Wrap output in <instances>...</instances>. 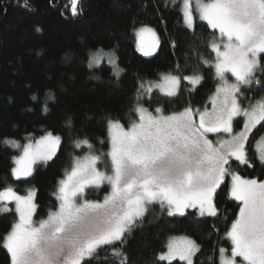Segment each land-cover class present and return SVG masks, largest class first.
I'll return each mask as SVG.
<instances>
[{"label": "snow or ice", "instance_id": "6c2138e0", "mask_svg": "<svg viewBox=\"0 0 264 264\" xmlns=\"http://www.w3.org/2000/svg\"><path fill=\"white\" fill-rule=\"evenodd\" d=\"M181 3L187 28L195 31V12L214 30L209 41L214 62L203 61L214 68L218 80L211 109L187 106L168 114L161 107L149 111L140 100L151 94L153 86L146 87L141 82L133 109L138 119L127 127L119 120L106 121L109 150L99 154L90 151L74 159L67 178L59 182V207L46 219H33L36 205L32 190L26 195H19L11 186L0 191V211H10L7 204L14 202L18 215L3 238L11 264H84L106 247L114 257L122 258L120 264H127V256L116 245L125 243L149 205L159 204L169 216H183L185 209L191 208L197 209L201 217H215L218 210L214 197L229 177L230 196L239 202V211L226 234L231 242L230 254L228 249L220 248V264H264V180L244 178L230 166L232 160L251 166L246 144L252 131L264 122V97L249 101L247 106L241 99L245 90L260 85L257 73L264 74V0ZM72 4L76 15L77 0ZM136 36L138 50L151 56L158 45L155 31L144 26ZM146 36L151 37L150 42ZM182 79L195 86L203 77L193 74ZM180 84V76L168 73L162 74L155 87L165 96L174 97ZM52 98L49 93L47 99ZM47 110L45 101L44 111ZM238 118L243 124L236 131L234 122ZM210 133L225 135L214 143ZM3 143L22 148V155L13 158L16 167L11 170L19 180L31 176L34 165L52 159L61 137L48 132L35 145L21 146L13 140ZM81 145L92 149L87 139L76 141V147ZM258 159L264 164V150L258 153ZM101 164L103 169L98 167ZM105 185L109 191L102 201L87 199L86 190ZM167 249L161 260L178 258L193 264L200 246L191 238L181 237L170 240Z\"/></svg>", "mask_w": 264, "mask_h": 264}, {"label": "trees", "instance_id": "16d2710c", "mask_svg": "<svg viewBox=\"0 0 264 264\" xmlns=\"http://www.w3.org/2000/svg\"><path fill=\"white\" fill-rule=\"evenodd\" d=\"M144 26L154 29L160 39L152 57H143L136 50L135 32ZM212 39L213 30L203 22H196L195 31L188 29L179 7L170 0H80L76 15L72 0H0V191L11 186L25 194L34 187L37 218H47L58 207L60 180L71 171L74 157L80 153L74 148L76 141L98 144L104 139L106 153V121L119 120L128 126L138 119L133 109L141 82L146 86L164 73L181 78L199 74L203 79L194 90L183 82L176 97L155 92L145 94L140 104L149 111L161 107L167 114L206 105L217 88L213 67L203 63L214 62L209 47ZM98 50L115 51L123 70L119 78L108 66H89ZM257 78L260 85L254 84L241 97L244 106L264 95V74L258 72ZM49 93L52 99H47ZM242 124L239 118L235 130ZM48 132L61 137L57 156L49 163L37 164L29 179L14 180L13 158L21 149L3 141L25 143ZM263 136L264 122L247 143L251 166L232 160L231 170L244 178L264 180V164L256 151ZM230 185L229 177L217 191L218 215L213 218L189 211L183 217L149 215L137 221L125 243L116 245L127 256V264H169L158 258L166 251L169 238L178 235H186L200 246L194 264H220L219 249L230 250L226 234L239 211V203L231 199ZM108 191V187L89 190L87 197L102 200ZM15 221L14 214L0 212V264H11L3 238ZM120 259L106 247L84 264H120Z\"/></svg>", "mask_w": 264, "mask_h": 264}, {"label": "rangeland", "instance_id": "374dc122", "mask_svg": "<svg viewBox=\"0 0 264 264\" xmlns=\"http://www.w3.org/2000/svg\"><path fill=\"white\" fill-rule=\"evenodd\" d=\"M79 1L80 0H77V4H76V9H77V7H78V5H79ZM170 2L173 4V5H177L178 7H179V10H180V12H181V14H182V11H181V8H182V3H181V0H170ZM193 8H194V5H193ZM72 13H73V4H72ZM183 16V15H182ZM194 16H196V19H195V24H196V22H203V23H205V24H207V22L206 21H201L199 18H198V15H196L195 14V12H194ZM185 24V23H184ZM186 26V25H185ZM140 29V28H139ZM152 29V28H151ZM189 29V28H188ZM154 30V29H153ZM155 31V30H154ZM214 31V30H213ZM155 33H156V36H157V38H158V45H157V47L155 48V50L153 51V54L151 55V56H145L141 51H139L138 50V47H137V36H136V32H135V39H136V50H137V52L140 54V55H142L143 57H152V56H154L156 53H157V51H158V49H159V47H160V39H159V36H158V34H157V32L155 31ZM145 40L146 41H148V42H150L151 41V37L150 36H146L145 37ZM211 49V48H210ZM213 52V51H212ZM214 53V52H213ZM215 54V53H214ZM262 55H264V54H262ZM90 61L92 62V66H91V68H98V67H100V66H103V65H105V66H108V67H110V68H112V70H113V73H114V75L117 77V78H119L122 74H123V70H122V68L119 66V64H118V59H117V56H116V53H115V51L114 50H108V51H106V50H98V51H96L95 53H93L92 54V56H91V58H90ZM110 61H114V64L113 63H110ZM90 64V63H89ZM117 69L119 70V75H116V71H117ZM214 69V68H213ZM215 71V70H214ZM164 74H168V73H164ZM229 75V79L230 80H234V78L233 77H231V75L230 74H228ZM162 76V75H161ZM161 76H160V79L159 80H156V81H150V82H148L147 83V85H146V87L149 85V84H151L152 86H153V90H152V92H151V94L149 95L148 94V96H151L153 93H155V92H158L159 94H161L162 96H164V97H168V96H165L158 88H156L155 87V84L156 83H159L160 81H161ZM216 80H217V78H216ZM183 82H185L186 84H188L193 90L195 89V88H197L200 84H198V85H195V86H193V85H191L187 80H183L182 78H181V84H180V88H181V85H182V83ZM217 85H218V80H217ZM180 88H179V91H178V94H179V92H180ZM216 92V91H215ZM215 92L211 95V97H210V99H209V101H208V103L206 104V105H204V106H200V107H193V108H200V109H203L204 107H207V108H209V109H211V107H212V103H211V101H212V97L214 96V94H215ZM177 94V95H178ZM174 97H176V96H174ZM174 97H168V98H174ZM262 97H264V95L262 96ZM165 114H167V113H165ZM239 119V118H238ZM235 123V122H234ZM259 126V125H258ZM125 127H127V126H125ZM257 128V127H256ZM255 128V129H256ZM234 129H235V125H234ZM255 129L252 131V133L255 131ZM252 133L249 135V138H250V136L252 135ZM47 134V133H46ZM46 134H44V135H46ZM225 134H213V133H210V134H208V136H209V139H211V140H213V142L215 143V141L217 140V139H219V138H221L222 136H224ZM264 137V136H263ZM41 137H39V138H36V139H29V140H27L25 143H21V142H18V141H16V142H18L21 146H23V145H25V144H27V143H32L33 145H35V142L37 141V140H39ZM101 140H104V139H99L98 141H97V143L98 144H93V143H91L90 141V143H91V145H92V149L90 150L89 148H88V146L87 145H81V147H76V143L74 144V148H75V150H77L78 152H80L78 155H76L75 157H74V159L75 158H77V157H83V156H85V155H87V154H89V152L90 151H92V152H95L96 154H99V153H101V152H103V153H105V149H104V145H105V143H100V141ZM105 141V140H104ZM249 141V140H248ZM248 143V142H247ZM60 147H61V143H60V146H59V148L57 149V151H56V154L52 157V159L51 160H48L47 162H40V163H38V164H44V163H49V162H51L56 156H57V154H58V152H59V150H60ZM246 147H247V144H246ZM262 150H264V140H261V138L258 140V142H257V144H256V151H257V153H259L260 151H262ZM20 155H22V148H21V153H20ZM19 155V156H20ZM18 157V156H17ZM235 161V160H234ZM236 162H238V161H236ZM239 163V162H238ZM13 164H14V167H16V164H15V162L13 161ZM241 164V163H240ZM37 165V164H36ZM36 165H34L33 166V172H32V175H33V173H34V170H35V167H36ZM242 165H245V164H242ZM98 167H100L101 169H103V165L101 164V165H98ZM69 173V172H68ZM67 173V174H68ZM67 174L64 176V178L63 179H66L67 178ZM31 175V176H32ZM31 176H29V177H26V178H21V179H19V180H26V179H29ZM14 178V180H16V181H19V180H17L15 177H13ZM61 181V180H60ZM105 187H107L106 185L105 186H102L101 188H97V189H90V190H103ZM58 188H59V186H58ZM14 189V188H13ZM109 189V188H108ZM15 190V189H14ZM28 190H32L33 192H34V198H33V202H34V204L36 205V209H35V212H34V214H33V219L35 220V221H39L40 219H38L37 218V204H36V195H37V192H36V189L34 188V187H32V188H28ZM28 190H27V192H28ZM219 190V189H218ZM217 190V191H218ZM16 191V190H15ZM88 191L89 190H86V195L88 194ZM27 192L25 193V194H20V193H18L19 195H26L27 194ZM57 195H58V190H57V192H56V199H57ZM216 196V195H215ZM87 199H88V197H87ZM232 199V198H231ZM90 200H93V199H90ZM103 200V199H102ZM102 200H100V201H102ZM234 200V199H233ZM214 201H215V197H214ZM235 201V200H234ZM237 202V201H236ZM239 203V202H238ZM7 207L10 209V211H7V212H4V211H0L2 214H14L15 216H16V220L18 219V215H17V213L15 212V204H14V202H12V203H8L7 204ZM58 207H59V201H58ZM58 207H57V209H58ZM56 209V210H57ZM56 210H54V211H56ZM189 211H196L197 213H198V210L197 209H185V214L187 213V212H189ZM184 214V215H185ZM149 215H152L153 217H162V216H167V217H183V216H181V215H179V214H174V215H171V216H169L168 215V212H167V210L166 209H162L161 207H160V205L159 204H153V205H149L148 206V211H147V213L145 214V216H144V218H146L147 216H149ZM201 217V216H200ZM203 217H207V218H213V217H209V216H203ZM143 218V219H144ZM46 219V218H45ZM16 222V221H15ZM181 237H188V236H186V235H178V236H172V237H170L169 238V240H168V242H167V245H168V243H169V241L170 240H172V239H179V238H181ZM188 238H190V237H188ZM192 239V238H191ZM198 244V243H197ZM167 245H166V251L164 252V253H162L161 255H166L167 254V251H168V249H167ZM10 254V253H9ZM198 254V253H197ZM196 254V255H197ZM229 254H230V250H229ZM161 255H159V261H162V262H165V263H174V262H182V263H184V264H186V262L185 261H181V260H179L178 258L177 259H175V260H161L160 259V256ZM195 255V256H196ZM195 256L193 257V264H194V259H195ZM238 260L240 259V258H237ZM87 261V260H86ZM219 263H220V252H219Z\"/></svg>", "mask_w": 264, "mask_h": 264}]
</instances>
